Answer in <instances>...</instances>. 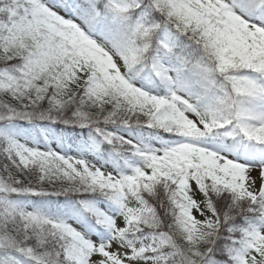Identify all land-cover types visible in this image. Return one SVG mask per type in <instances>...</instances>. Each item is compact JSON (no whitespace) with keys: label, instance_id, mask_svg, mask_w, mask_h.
Here are the masks:
<instances>
[{"label":"snow or ice","instance_id":"1","mask_svg":"<svg viewBox=\"0 0 264 264\" xmlns=\"http://www.w3.org/2000/svg\"><path fill=\"white\" fill-rule=\"evenodd\" d=\"M0 264H264V0H0Z\"/></svg>","mask_w":264,"mask_h":264}]
</instances>
